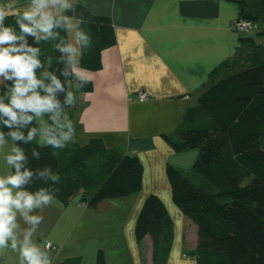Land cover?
<instances>
[{"label": "crops", "instance_id": "1", "mask_svg": "<svg viewBox=\"0 0 264 264\" xmlns=\"http://www.w3.org/2000/svg\"><path fill=\"white\" fill-rule=\"evenodd\" d=\"M27 3L0 0V8L11 5V12L22 13ZM77 3L93 15L111 20L116 43L102 52L100 70L84 69L80 60L77 70L87 74L93 89L82 91L72 81L76 101L64 112L77 135L75 142L57 151L64 155L74 146L101 139L107 149L140 158L143 184L137 193L104 199L95 207L82 201L89 194L79 195L67 205L54 197L48 207L37 210L44 220L33 239L42 248L47 242L53 244L46 248L51 264L72 258H80V264L87 258L93 264L98 251L104 253L106 264H144L143 247L153 259L152 240L146 236L138 244L135 226L146 198L155 194L169 213L165 264H196L188 254L196 247L197 227L174 203L166 170L170 164L196 179L192 167L199 151H176L168 138L179 128L201 123L186 120L185 115L213 83L264 59V22L255 23L254 34L238 33L232 25L240 17V6L230 0ZM80 28L89 34L82 22ZM42 44L48 51L49 40ZM5 85L0 80L3 91H7ZM139 92L149 99L140 101ZM37 122L40 127L47 118ZM12 146L9 139L0 149V175L11 172L5 156ZM0 264H20L19 254L10 247L0 249Z\"/></svg>", "mask_w": 264, "mask_h": 264}, {"label": "trees", "instance_id": "2", "mask_svg": "<svg viewBox=\"0 0 264 264\" xmlns=\"http://www.w3.org/2000/svg\"><path fill=\"white\" fill-rule=\"evenodd\" d=\"M230 1L240 6L239 18L264 22V0ZM66 14L82 21L92 38L93 47L84 49L81 66L100 70L102 52L116 43L111 20L93 15L81 3ZM14 23L12 15L5 20V25ZM56 31L59 36L49 40L48 51L42 41L35 43L28 37V43L40 48L44 67L37 75L50 71L63 83L65 77L60 72L66 65L55 45L66 39L67 33ZM72 81L69 78L65 92L58 94L61 102L66 92L72 91ZM78 89L90 92L93 83ZM185 119H199L201 123L179 128L168 140L176 151L198 149L192 167L196 179L170 164L166 173L174 203L197 227L196 247L188 256L194 257L196 264H264V59L260 57L254 65L213 83L199 97L198 105L187 111ZM31 126L39 127L36 121ZM16 143L27 155L26 167L34 173L50 167L61 176L60 183L53 184L34 175L28 190L59 187L54 197L65 205L89 194L82 201L95 207L104 199L126 197L142 189L140 158L107 149L101 139L74 146L64 155L37 141ZM33 151L39 156H33ZM168 221L163 200L149 195L138 215L135 234L140 245L146 236L151 238L154 264H165ZM80 263V258H72L54 264ZM96 264H106L102 251L97 253Z\"/></svg>", "mask_w": 264, "mask_h": 264}, {"label": "clouds", "instance_id": "3", "mask_svg": "<svg viewBox=\"0 0 264 264\" xmlns=\"http://www.w3.org/2000/svg\"><path fill=\"white\" fill-rule=\"evenodd\" d=\"M77 2L28 0L22 13L11 12V5L7 9L0 8V80L6 82L7 87V91L0 88V128L8 129L7 132L0 130V149L9 139L13 142L5 156L12 171L0 175V249L10 247L17 252L20 264H51L46 248L40 247L33 238L44 220L42 215L36 214L37 210L48 207L60 189L49 186L29 191L27 186L34 175L53 184H59L61 176L50 167L35 173L26 167L27 155L16 142L37 141L53 149H63L75 142V126L64 108L73 107L76 96L73 91H67L61 102L58 94L65 92L69 78L76 81L78 88L86 87L91 81L86 73L77 69L84 49L93 47L92 38L80 28L82 21L66 14L75 11ZM9 15L13 16L14 25H5ZM56 29L67 33V38L55 45L66 65L60 72L65 77L63 83L50 71L37 75L44 67L39 58L40 48L28 43V37L35 43L55 39L59 36ZM44 117L51 123L31 126L33 121ZM32 154L39 156L36 151Z\"/></svg>", "mask_w": 264, "mask_h": 264}, {"label": "built area", "instance_id": "4", "mask_svg": "<svg viewBox=\"0 0 264 264\" xmlns=\"http://www.w3.org/2000/svg\"><path fill=\"white\" fill-rule=\"evenodd\" d=\"M233 29L238 33H246L255 28V24L249 20L238 18L234 21L232 25ZM138 99L142 102L147 101L149 99L148 95L145 92H139ZM47 249L53 248V244L51 242H47Z\"/></svg>", "mask_w": 264, "mask_h": 264}, {"label": "rangeland", "instance_id": "5", "mask_svg": "<svg viewBox=\"0 0 264 264\" xmlns=\"http://www.w3.org/2000/svg\"><path fill=\"white\" fill-rule=\"evenodd\" d=\"M254 24H255V23H254ZM256 27H257V25L255 24V28H253V29H252L251 31H249V32L244 33V35L254 34V33L257 31ZM189 175H190V174L188 173V176H189ZM143 250H144V254H145V259H144L145 262H144V264H154L153 259H152V257H151V253H150L149 251H147L145 247H143ZM190 257H191V256H190ZM84 259H85L84 264H90V263H88L87 258H84ZM91 264H92V261H91ZM93 264H96V262L93 263Z\"/></svg>", "mask_w": 264, "mask_h": 264}]
</instances>
